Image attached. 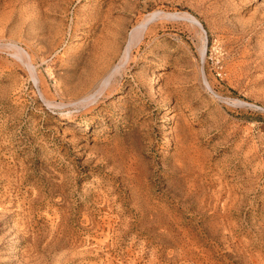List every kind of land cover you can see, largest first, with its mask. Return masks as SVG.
<instances>
[{"label": "rangeland", "instance_id": "1", "mask_svg": "<svg viewBox=\"0 0 264 264\" xmlns=\"http://www.w3.org/2000/svg\"><path fill=\"white\" fill-rule=\"evenodd\" d=\"M149 13L81 117L103 42ZM0 47V264H264V0H0Z\"/></svg>", "mask_w": 264, "mask_h": 264}, {"label": "bare ground", "instance_id": "2", "mask_svg": "<svg viewBox=\"0 0 264 264\" xmlns=\"http://www.w3.org/2000/svg\"><path fill=\"white\" fill-rule=\"evenodd\" d=\"M161 16H166L165 14H155V13H149L146 14L141 20H139L136 24H134L129 32L123 37L122 33L125 31V27L123 25H118L111 33V39L108 40L107 42H103V49L102 51H100L98 54L99 58H98V64L95 65L94 70L92 72V74L96 73L95 71H97V69H101L103 67H105V65L108 64L107 68H105L106 70L104 71L105 73L97 76L94 75L92 77H90V74L88 72H86V75H84L82 77V79L80 81L84 82H89V87L87 89H85V91H79L73 94L72 92V96L69 97V101L68 103L70 105H72L74 108L81 109V113L79 114L81 117L86 116V112L88 110H91L93 107V104H95L99 97H102L104 94L109 93L112 89L113 86L111 85L112 80L114 79V77L118 74H120L123 70V68H125V64L127 63V61L130 59L131 54L133 52V49H135L140 43L142 38L145 35V31L147 30V27L157 18H160ZM174 16V15H173ZM165 18V17H162ZM170 18V17H169ZM31 21V20H30ZM34 22V21H33ZM196 22V21H194ZM32 23V22H31ZM30 23V24H31ZM40 23V22H39ZM197 23V22H196ZM42 24V23H41ZM57 25V24H56ZM37 26V25H36ZM46 26V25H45ZM44 26V27H45ZM70 26V25H69ZM28 27V26H27ZM39 28L38 31H35V37L36 39H40L39 41H45V40H49V36L51 37V42H57L56 40H58V38L61 35V30L58 26H55L56 28L54 29L53 26L51 27L50 32L46 33L48 34V39L45 35L44 28L43 26H38ZM152 27V26H151ZM36 28V27H35ZM63 28V27H62ZM61 28V29H62ZM31 28H29V31L32 32L30 30ZM33 29V28H32ZM151 29V28H150ZM36 30V29H35ZM152 30V29H151ZM28 31V30H26ZM99 32V31H98ZM107 32V31H106ZM31 34V33H30ZM150 34V33H149ZM148 35V34H147ZM26 36V34H25ZM30 36V35H29ZM63 36V35H62ZM32 37V36H31ZM26 39V38H25ZM99 39V38H98ZM29 40V39H28ZM34 40V39H33ZM60 40V38H59ZM13 41V40H12ZM10 41V42H12ZM36 41V40H35ZM38 41V42H39ZM17 42V41H16ZM33 42V41H32ZM42 42V43H43ZM120 43H124V45L122 46ZM4 44V43H3ZM36 44V42H35ZM6 45V44H5ZM27 45V44H26ZM98 45V44H97ZM7 46L14 49L15 50V56L17 57V61L20 62L22 64V66H24V68L26 69V71L28 72L29 75V79L34 81V84L38 87L39 92H40V96L43 100V103L45 105L48 106H52L54 105V99L51 98L49 95L44 94L41 90H40V86L38 84V78H37V73H36V69L34 67V63L32 58L26 53V51H23L17 44L15 43H7ZM42 46V45H41ZM41 46L39 49H41ZM39 47V46H38ZM1 48V47H0ZM45 49V48H44ZM42 49V50H44ZM47 49V48H46ZM48 50V49H47ZM41 52V51H40ZM13 56V57H15ZM44 56V55H43ZM62 61L63 59H67L68 61L70 60H76V56L71 55V56H67L65 58H63V56H60ZM115 58V62H110L111 59ZM96 62V61H95ZM110 63V64H109ZM65 65V64H64ZM101 65V66H100ZM67 67V66H66ZM48 68V67H47ZM86 68V67H85ZM86 70V69H85ZM84 70V72H85ZM102 70V69H101ZM104 70V68H103ZM126 70V69H125ZM68 72V71H67ZM73 72V71H72ZM91 72V71H90ZM99 72V71H98ZM50 73V72H49ZM100 73V72H99ZM102 73V72H101ZM52 74V73H51ZM80 75V74H79ZM201 75V74H200ZM59 77V76H58ZM70 77V75H69ZM61 78V76L59 77ZM79 78V77H78ZM77 78V79H78ZM66 79V78H65ZM69 79V78H67ZM66 79V80H67ZM75 79V76H74ZM76 79V80H77ZM203 79V78H202ZM205 79V78H204ZM64 80V79H63ZM63 80L57 81L58 84H62ZM64 80L65 86H69V84L71 83V81H66ZM70 80V79H69ZM119 80V79H118ZM151 80V79H150ZM79 81V79H78ZM205 81V80H204ZM203 81V82H204ZM75 82V81H74ZM83 82V83H84ZM118 82V81H117ZM206 82V81H205ZM79 83V82H78ZM82 84V82H80ZM114 84V83H113ZM75 84H72V86H74ZM80 85V84H79ZM207 88H208V83H206ZM81 87V86H80ZM84 87V86H83ZM63 88V87H62ZM76 88V87H75ZM64 89V88H63ZM62 89V90H63ZM73 87H71V91H72ZM79 89V88H78ZM81 89V88H80ZM67 90V89H65ZM70 91V90H69ZM75 92V91H74ZM70 93V92H69ZM57 100V99H56ZM95 119V118H94ZM84 122V121H83ZM61 123L63 124H71V123H79V120L74 117V116H66L62 119ZM82 123V122H81ZM177 136V135H176ZM190 143V142H189ZM192 148V147H191ZM193 151V150H192ZM133 154V153H132ZM196 159V158H195ZM182 169V168H181ZM202 170V169H201ZM201 172V171H200ZM257 174V173H256ZM255 176V175H254ZM128 177V176H127ZM62 178V177H61ZM255 184V183H254ZM199 187V186H198ZM202 188V187H201ZM231 188V187H230ZM130 190V189H129ZM218 192V191H217ZM222 192V191H221ZM227 194V193H226ZM220 195V194H219ZM216 198V197H215ZM214 204V203H213ZM224 204V203H223ZM214 206V205H213ZM230 207V206H229ZM207 208V207H206ZM153 212V211H152ZM155 217V216H154ZM223 219V218H222ZM152 221V220H151ZM87 222V221H86ZM217 226V225H216ZM224 228V227H223ZM118 230V229H117ZM103 232V231H102ZM118 233V232H117ZM96 240V239H95ZM81 243V242H80ZM113 245V244H112ZM101 249V248H100ZM65 251V250H64ZM57 252V251H56ZM62 252V251H61ZM56 256V255H55ZM63 258V257H62ZM53 259V258H52ZM51 259V260H52ZM66 259V258H65ZM40 260V259H39ZM62 262V261H61Z\"/></svg>", "mask_w": 264, "mask_h": 264}]
</instances>
